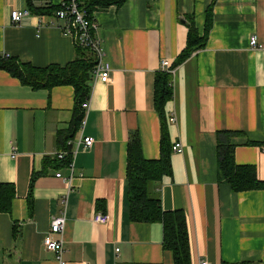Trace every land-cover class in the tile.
I'll return each instance as SVG.
<instances>
[{
	"label": "crops",
	"instance_id": "1",
	"mask_svg": "<svg viewBox=\"0 0 264 264\" xmlns=\"http://www.w3.org/2000/svg\"><path fill=\"white\" fill-rule=\"evenodd\" d=\"M211 1L126 0L96 10L94 37L110 79L94 81L92 73L89 108L73 132L72 85L32 88L0 69V182L14 189L10 212L0 213V264H59L43 238L62 213L64 264H174L162 248L161 224L129 219L127 143L137 131L143 157L159 158L155 76L162 60L173 63L185 48L187 15L202 35ZM24 9L26 0H0V54L35 67L74 61L77 48L63 20L29 13L12 24L10 12ZM171 85L167 137L183 152H171V175L154 190L164 210L185 212L191 264H264V189L232 192L218 182L216 157L217 131L241 132L234 160L254 166L264 181V0H216L206 46L174 69ZM81 136L94 142L78 147L67 183L55 176H70L56 156L74 150ZM97 211L107 223L93 221Z\"/></svg>",
	"mask_w": 264,
	"mask_h": 264
},
{
	"label": "trees",
	"instance_id": "2",
	"mask_svg": "<svg viewBox=\"0 0 264 264\" xmlns=\"http://www.w3.org/2000/svg\"><path fill=\"white\" fill-rule=\"evenodd\" d=\"M212 0L205 9V22L202 35H199L192 15L185 17L187 41L185 48L172 63L175 69L192 52L206 46L208 33L213 24ZM78 6L88 18L98 9L109 6H122L126 0H77ZM29 13L35 15H53L61 9L60 4L35 5L32 0H26ZM94 18V17H93ZM94 33H92L93 37ZM77 57L64 66L49 65L35 67L30 63L0 55V69L18 78L23 84L32 88H51L59 85H72L75 92V106L69 132L80 128L84 118L82 103L89 97L90 79L96 65L95 51L80 45L74 40ZM172 74L158 71L154 80V108L161 121V139L158 159H146L142 155V147L137 131L130 134L127 143L126 188L128 215L131 221L143 223H160L162 226V248L172 253L174 264H191L190 241L185 212L182 209L164 210L160 198L154 190L164 176L171 175V145L168 142L164 107L172 97ZM242 136L241 132L223 130L216 133L217 179L229 186L232 192H243L264 189V181L259 180L256 169L252 165H238L234 160V139ZM67 137H63V139ZM255 144V143H251ZM68 165L67 161H63ZM14 198V189L10 184L0 182V213H9ZM16 239L19 237V226L13 225ZM221 264H248L247 262H221Z\"/></svg>",
	"mask_w": 264,
	"mask_h": 264
},
{
	"label": "built area",
	"instance_id": "3",
	"mask_svg": "<svg viewBox=\"0 0 264 264\" xmlns=\"http://www.w3.org/2000/svg\"><path fill=\"white\" fill-rule=\"evenodd\" d=\"M61 9L56 11L55 17L63 20L64 22V31L71 35L74 40H76L80 45L92 48L96 53V65L93 70V80L100 81L102 83H106L110 79V67L104 61V54L101 50L100 44L98 40L92 37V33L96 30V22L93 17L88 18L86 13L80 9L78 6L77 0H62L60 3ZM26 15H29V11L27 9L24 10H12L10 12V22L12 24H18L22 18ZM249 44L251 47H257V37L252 35L249 39ZM1 56H8L6 54H0ZM160 69L162 71H166L170 74L174 72L172 68V63L168 60H162L160 63ZM82 108L84 109V118L85 113L89 108V99H86L84 103H82ZM84 118L81 122V126L84 122ZM172 120V119H171ZM80 126V127H81ZM94 140L91 137L81 136L77 141V146L74 150H65L61 153L57 154L56 158L60 161H67L68 167L70 170V176L63 177L61 173L57 172L56 177L62 179L69 183L71 181V177L73 176V159L77 153V149L80 145L84 149H89L93 145ZM172 153H182L183 146L179 141H176L171 146ZM65 216L64 214H60L58 216H54L51 218L50 227L47 234L43 238L44 247L53 251L56 254V259L59 264H64L62 255L64 253L62 233L64 231L65 226ZM109 217L107 214L97 211L93 215V221L100 224L107 223ZM115 252H118V249H115ZM199 264H208L206 260H201Z\"/></svg>",
	"mask_w": 264,
	"mask_h": 264
}]
</instances>
